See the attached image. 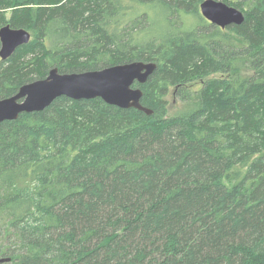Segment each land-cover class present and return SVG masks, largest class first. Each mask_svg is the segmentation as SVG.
Segmentation results:
<instances>
[{
  "label": "trees",
  "instance_id": "16d2710c",
  "mask_svg": "<svg viewBox=\"0 0 264 264\" xmlns=\"http://www.w3.org/2000/svg\"><path fill=\"white\" fill-rule=\"evenodd\" d=\"M201 1L0 0L31 34L0 98L53 67L156 64L134 85L151 114L60 96L0 121L2 264H264V0H220L244 14L225 28Z\"/></svg>",
  "mask_w": 264,
  "mask_h": 264
},
{
  "label": "water",
  "instance_id": "95a60500",
  "mask_svg": "<svg viewBox=\"0 0 264 264\" xmlns=\"http://www.w3.org/2000/svg\"><path fill=\"white\" fill-rule=\"evenodd\" d=\"M199 12L209 23L220 28L244 21L240 9L220 0H202ZM30 38V32L24 28L9 24L1 26L0 59L9 58ZM155 68L154 62L141 60L82 72L62 73L53 67L45 77L24 83L15 94L0 98V121L15 120L22 113L41 111L60 96L73 100L100 98L110 105L151 114L152 110L141 104L142 90L134 85L145 83ZM8 261L9 257H0V264Z\"/></svg>",
  "mask_w": 264,
  "mask_h": 264
},
{
  "label": "rangeland",
  "instance_id": "374dc122",
  "mask_svg": "<svg viewBox=\"0 0 264 264\" xmlns=\"http://www.w3.org/2000/svg\"><path fill=\"white\" fill-rule=\"evenodd\" d=\"M7 14H9V12ZM148 14L149 15H152V16L154 15L152 13V10L151 11H148ZM192 20L193 19H189V21H192ZM172 88L173 87L170 88V93L167 95V99L169 101V103H168V114H171L172 113V111L174 110V106L176 104L175 98L173 97L172 92H171L172 91Z\"/></svg>",
  "mask_w": 264,
  "mask_h": 264
}]
</instances>
